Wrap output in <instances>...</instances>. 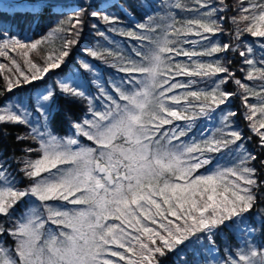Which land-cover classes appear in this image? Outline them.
Instances as JSON below:
<instances>
[{
  "label": "snow or ice",
  "instance_id": "obj_1",
  "mask_svg": "<svg viewBox=\"0 0 264 264\" xmlns=\"http://www.w3.org/2000/svg\"><path fill=\"white\" fill-rule=\"evenodd\" d=\"M66 6L0 2V57L12 65L0 63V137L25 129L21 148L0 146V264H264V0H80L70 27L48 33L75 38L42 65L30 53L46 38L25 41L3 20L30 15L31 29ZM88 18L100 37L139 42L134 58L117 54L124 75L104 81L81 60L90 75L69 69L54 87L18 92L66 64ZM58 96L86 105L65 114V136L52 127ZM217 112L220 126L197 136V120Z\"/></svg>",
  "mask_w": 264,
  "mask_h": 264
},
{
  "label": "trees",
  "instance_id": "obj_2",
  "mask_svg": "<svg viewBox=\"0 0 264 264\" xmlns=\"http://www.w3.org/2000/svg\"><path fill=\"white\" fill-rule=\"evenodd\" d=\"M79 2L80 1L66 4L67 6L64 8L65 14L63 16H43L39 21L38 26L33 25L31 29L28 27L29 21L32 19L30 15H16L14 17L12 15H7L3 17V20L7 21L5 26L8 27L12 33H14L17 37L24 39L25 41H36L46 38L45 42H43L39 46V53H30V57L33 59V61L42 65L44 62L43 58L47 53L53 51L58 52L61 49L65 39L75 38L74 36H68L66 33H58L55 36L49 37L48 33L51 29L56 27L60 21L65 22L63 25L65 28L70 27V25L67 24V20L69 16H73L75 14V4ZM168 2H171V0H168ZM188 2H190V0H188ZM232 2L235 3L236 0H232ZM175 11L177 12L178 16L182 17L187 15V13H182L179 10ZM95 22L96 21L92 18H88V23L85 26L82 35L79 37V44L71 48L70 56L67 58L66 64L62 66L61 69L54 70L47 74L43 80L34 81L32 84L23 86L17 91L22 94H27L36 90H43L45 87H54L56 80L60 79L64 75V73H67L69 71V69H71L72 71H77V69H79L80 73H84V70L82 68H79V62L81 60H87L88 62L93 64L95 66V74L101 76L102 80L104 81L123 76V73H119L117 71V68L112 66L113 64H119L121 62L118 59L117 54L122 55L125 59L134 58V54L132 53L131 49L137 46L139 42L127 36H121L119 34L111 32L106 33L107 39H105L104 37H100L96 35L95 31L91 28L92 23ZM104 27L105 26L101 25V30H104ZM85 48L100 50L102 52L104 49H110L112 55H107L105 53V59L107 60V63H105L103 60L93 59L92 57L84 54L82 50ZM9 55L15 58L17 62L21 64V68L23 71H25V73H28L27 66L23 64V57L19 56L16 52H10ZM0 63H4L12 67L10 61L4 57H0ZM239 67V58H237V61L234 64V68L238 69ZM84 74L90 75L88 73ZM236 75L237 78H242L244 74L237 70ZM2 84L3 77L0 76V85ZM203 86V83L199 85V87ZM226 87L228 91H234L237 86L234 83L230 82ZM251 102L256 101L253 99L251 100ZM85 107L86 105L83 103H69L64 98L58 96L53 108L54 113H56V117L52 122V127L55 130V133L59 136L67 135L69 132V125L68 120L65 119V114H68L69 118L71 119H77L83 114ZM231 109L238 112L243 111V108L240 106L239 99L233 101ZM217 114H219V112H217ZM217 114L216 118L213 120H207L203 118L197 120L198 128L203 129L204 131L207 129H214L215 131V128L220 126ZM233 126L241 131L245 136L251 134L247 128V121H245L241 115H237L234 118ZM24 131L25 129L23 127L9 128V132L11 134L6 138L0 137V146H6L9 151L21 148L22 145L16 143L14 137L18 133H22ZM216 135L219 134L216 133ZM245 143L249 148L253 146L252 144H248L247 142ZM220 159L222 161L224 160V163H227L226 157H220Z\"/></svg>",
  "mask_w": 264,
  "mask_h": 264
},
{
  "label": "rangeland",
  "instance_id": "obj_3",
  "mask_svg": "<svg viewBox=\"0 0 264 264\" xmlns=\"http://www.w3.org/2000/svg\"><path fill=\"white\" fill-rule=\"evenodd\" d=\"M0 2H4V3H6V2L26 3V1H24V0H10V1H1V0H0ZM217 117L219 118V114H217ZM203 124H204V123H203ZM199 130H200V128L197 129V136H199V134H200V133H199ZM205 132H206V133H209V132L213 133V132H214V129H213V130H210V129L208 130V129H207V130H205ZM218 159H220V157H218ZM222 162H224V160H223Z\"/></svg>",
  "mask_w": 264,
  "mask_h": 264
},
{
  "label": "water",
  "instance_id": "obj_4",
  "mask_svg": "<svg viewBox=\"0 0 264 264\" xmlns=\"http://www.w3.org/2000/svg\"><path fill=\"white\" fill-rule=\"evenodd\" d=\"M1 1H10V0H1ZM26 2H35V0H24ZM80 0H66V4L73 3V2H78Z\"/></svg>",
  "mask_w": 264,
  "mask_h": 264
}]
</instances>
